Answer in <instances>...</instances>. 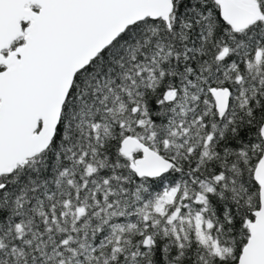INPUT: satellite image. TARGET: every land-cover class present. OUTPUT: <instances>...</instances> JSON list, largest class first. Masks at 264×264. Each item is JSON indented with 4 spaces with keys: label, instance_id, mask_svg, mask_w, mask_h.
I'll list each match as a JSON object with an SVG mask.
<instances>
[{
    "label": "snow or ice",
    "instance_id": "snow-or-ice-1",
    "mask_svg": "<svg viewBox=\"0 0 264 264\" xmlns=\"http://www.w3.org/2000/svg\"><path fill=\"white\" fill-rule=\"evenodd\" d=\"M0 264H264V0H0Z\"/></svg>",
    "mask_w": 264,
    "mask_h": 264
}]
</instances>
